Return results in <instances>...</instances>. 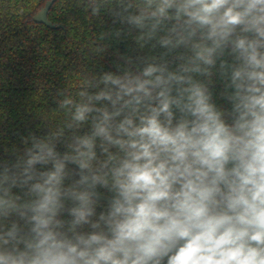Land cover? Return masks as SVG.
<instances>
[{"label": "clouds", "instance_id": "9594fccd", "mask_svg": "<svg viewBox=\"0 0 264 264\" xmlns=\"http://www.w3.org/2000/svg\"><path fill=\"white\" fill-rule=\"evenodd\" d=\"M117 3L165 52L63 99L72 154L61 129L0 171V264H264V0Z\"/></svg>", "mask_w": 264, "mask_h": 264}, {"label": "trees", "instance_id": "16d2710c", "mask_svg": "<svg viewBox=\"0 0 264 264\" xmlns=\"http://www.w3.org/2000/svg\"><path fill=\"white\" fill-rule=\"evenodd\" d=\"M47 1L0 0V171L5 166L12 168L25 156L33 137L47 138L61 129L64 135L53 142L60 153L72 154L73 130L67 127L71 116L60 106L63 99L71 96L86 103L87 97L78 93L99 91L90 85L103 74H123L127 69L135 72L165 52L158 44L152 46L155 41L144 47L137 43L139 32L122 19L126 13L117 0H57L48 18L65 26L59 30L33 21ZM225 58L231 61V57ZM166 59L172 60V55ZM211 81L217 105L230 108L221 96L218 64ZM89 130L90 125L85 124L76 134ZM14 191L22 201L31 199L25 195L26 188ZM99 193L111 196L105 189ZM14 219L21 228H28L24 220Z\"/></svg>", "mask_w": 264, "mask_h": 264}, {"label": "water", "instance_id": "95a60500", "mask_svg": "<svg viewBox=\"0 0 264 264\" xmlns=\"http://www.w3.org/2000/svg\"><path fill=\"white\" fill-rule=\"evenodd\" d=\"M57 0H48L44 7H42L34 16H33V21L37 24H42L48 27L49 29L52 30H59V29H65V26L60 24V25H55L53 24L49 18V12L53 5L56 3ZM40 164H37L35 167L37 168ZM70 167H73L72 165H69ZM110 199V196L102 195L100 194V202L101 203H108ZM28 231V228H22V232L26 233Z\"/></svg>", "mask_w": 264, "mask_h": 264}]
</instances>
